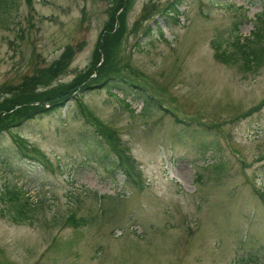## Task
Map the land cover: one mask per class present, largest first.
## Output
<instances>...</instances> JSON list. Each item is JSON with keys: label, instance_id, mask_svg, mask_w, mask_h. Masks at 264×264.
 I'll return each instance as SVG.
<instances>
[{"label": "rangeland", "instance_id": "1", "mask_svg": "<svg viewBox=\"0 0 264 264\" xmlns=\"http://www.w3.org/2000/svg\"><path fill=\"white\" fill-rule=\"evenodd\" d=\"M168 1L134 0L119 48L133 67L125 75L155 103L99 87L81 98L138 175L116 169L76 99L3 134L0 192L28 190L38 217L16 224L0 202V264H264V106L244 116L264 101V41L249 47L263 58L252 72L218 62L212 46L236 28L249 37L264 0H185L178 22L143 19ZM6 2L0 89L81 46L52 86L72 82L91 65L113 0Z\"/></svg>", "mask_w": 264, "mask_h": 264}, {"label": "trees", "instance_id": "2", "mask_svg": "<svg viewBox=\"0 0 264 264\" xmlns=\"http://www.w3.org/2000/svg\"><path fill=\"white\" fill-rule=\"evenodd\" d=\"M185 0H169L164 9L152 4L145 10L144 20H148L151 14L172 18L178 22L181 16L180 8ZM134 0H113L112 11L110 13V24L106 26L105 33L97 44V49L93 55L91 65L76 78L61 86H52V83L63 76L73 56L83 49V47H68L61 57L50 66L38 70L35 75L27 78L17 86H6L0 89V139L5 133H12L17 126L24 124L37 114L55 111L58 107L66 105L70 100L76 99L79 102L82 113L87 121L93 124L97 134L107 143L111 152L117 158L116 169H119L129 179L137 176L133 165V159L128 155L127 149L121 144V139L116 130L108 127L98 120L83 104L81 98L83 92L90 88H101L110 92L114 91L126 93H136L138 98H149L150 103L154 102L149 96H145L144 89L136 84L125 72L133 68L130 62L120 55L119 48L127 34V14L132 8ZM6 0H0V8H5ZM152 8V12L149 11ZM258 26L249 37H242L239 30L233 36V40L226 42L225 47L216 41L212 42L215 57L222 64L240 63L245 72H252L262 66L263 58L258 52H248L251 44L264 41V15L258 16ZM148 27L146 33L150 34ZM127 94V93H126ZM155 103V102H154ZM264 106V101L260 106L250 110L244 116L256 112ZM178 122H181L177 119ZM19 150L25 157H30L27 153V146L24 145L23 138L14 136ZM45 157V156H44ZM46 159V157H45ZM132 177V178H131ZM0 202L4 205L7 217L16 224L33 223L37 219L38 207L30 197L28 190L17 185L9 186L0 192ZM75 225L79 226L78 221Z\"/></svg>", "mask_w": 264, "mask_h": 264}]
</instances>
